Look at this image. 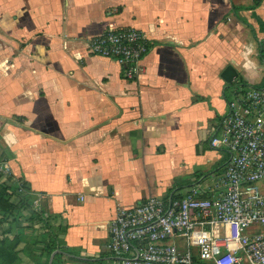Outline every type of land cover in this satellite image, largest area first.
Listing matches in <instances>:
<instances>
[{
	"label": "crops",
	"instance_id": "1",
	"mask_svg": "<svg viewBox=\"0 0 264 264\" xmlns=\"http://www.w3.org/2000/svg\"><path fill=\"white\" fill-rule=\"evenodd\" d=\"M108 23L150 38L138 78L88 52ZM263 84L264 0H0V159L58 215L77 251L62 264L112 259L118 204L218 193L230 151L211 139L236 90ZM41 238L25 230L19 264Z\"/></svg>",
	"mask_w": 264,
	"mask_h": 264
},
{
	"label": "built area",
	"instance_id": "2",
	"mask_svg": "<svg viewBox=\"0 0 264 264\" xmlns=\"http://www.w3.org/2000/svg\"><path fill=\"white\" fill-rule=\"evenodd\" d=\"M150 43L142 29L108 23L87 38V49L117 60L124 77L136 79ZM229 103L211 139L230 151L220 191L205 198L193 187L177 199L148 195L134 206L118 204L107 264H264V84L236 90ZM0 174L20 179L7 159H0ZM43 198L34 194V208Z\"/></svg>",
	"mask_w": 264,
	"mask_h": 264
},
{
	"label": "trees",
	"instance_id": "3",
	"mask_svg": "<svg viewBox=\"0 0 264 264\" xmlns=\"http://www.w3.org/2000/svg\"><path fill=\"white\" fill-rule=\"evenodd\" d=\"M245 89L247 87L242 88ZM33 200L34 193L27 180L21 177L16 180L10 175L2 180L0 174V264L20 263L22 253L27 250V247H21L27 228H38L42 234L41 239L33 242L34 246L29 255L36 264H48L52 252L58 247L68 253L77 252L74 248L66 246L62 236L53 230L52 221L58 215L48 214L43 205L40 209L34 208ZM65 260L83 261L77 257H66ZM52 264L62 263L54 260ZM196 264L206 262L197 259Z\"/></svg>",
	"mask_w": 264,
	"mask_h": 264
},
{
	"label": "water",
	"instance_id": "4",
	"mask_svg": "<svg viewBox=\"0 0 264 264\" xmlns=\"http://www.w3.org/2000/svg\"><path fill=\"white\" fill-rule=\"evenodd\" d=\"M222 75H223V77L225 78V80L227 82H232V81L238 79V72L230 64L228 66H226V68L222 72ZM58 253H62V251L60 249H56V250H54L52 252V254H51L50 258H49L48 264H52L53 263V259H54L55 255L58 254Z\"/></svg>",
	"mask_w": 264,
	"mask_h": 264
},
{
	"label": "rangeland",
	"instance_id": "5",
	"mask_svg": "<svg viewBox=\"0 0 264 264\" xmlns=\"http://www.w3.org/2000/svg\"><path fill=\"white\" fill-rule=\"evenodd\" d=\"M43 206H44V203H43Z\"/></svg>",
	"mask_w": 264,
	"mask_h": 264
}]
</instances>
